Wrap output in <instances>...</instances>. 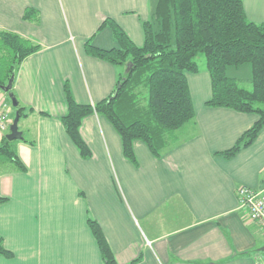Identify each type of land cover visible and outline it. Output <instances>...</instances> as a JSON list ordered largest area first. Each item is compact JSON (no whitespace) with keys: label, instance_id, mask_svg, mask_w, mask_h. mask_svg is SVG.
I'll return each instance as SVG.
<instances>
[{"label":"crops","instance_id":"crops-1","mask_svg":"<svg viewBox=\"0 0 264 264\" xmlns=\"http://www.w3.org/2000/svg\"><path fill=\"white\" fill-rule=\"evenodd\" d=\"M156 2L0 0V30L40 46L12 84L18 105L32 111L18 121L25 141L15 143L25 171L0 169V198L6 199L0 238L12 254L0 256V264H104L88 216L117 264L263 263L264 235L239 208L236 190L264 189V129L236 156L220 155L257 116L205 106L211 96L205 69L187 74L195 119L160 158L136 141L133 165L108 120L90 114L79 131L92 156L82 159L62 126L65 84L77 104L95 105L112 95L122 71L87 54L85 43L116 47L108 26L100 29L111 19L142 45V24ZM243 6L248 20L264 22V0H243ZM27 8L38 11L37 22L22 19Z\"/></svg>","mask_w":264,"mask_h":264},{"label":"trees","instance_id":"trees-1","mask_svg":"<svg viewBox=\"0 0 264 264\" xmlns=\"http://www.w3.org/2000/svg\"><path fill=\"white\" fill-rule=\"evenodd\" d=\"M22 19L37 22L39 13L27 8ZM105 26L117 46L101 49L89 40L84 48L95 58L125 68L118 74L112 95L95 105H80L68 85L64 86L67 110L61 123L82 159L92 156L79 131L82 119L90 114L108 120L120 139L123 156L133 165H137L136 141L156 158L174 146L178 131L195 119L187 74L199 72L195 60L198 54L204 56L210 78L211 96L205 106L257 116L254 124L220 155L230 159L254 143L264 129V22L248 20L243 0H157L150 19L142 24L144 39L140 46L114 21L105 20L100 29ZM39 49V45L15 33L0 30V91L10 78L14 80L22 61ZM245 64L250 65L249 89L240 86L235 76L227 75L229 69ZM12 110L14 117L19 113V119L32 111L20 105ZM6 133L0 141V169L25 171L15 141L7 140ZM5 201L0 198V204ZM86 222L103 263L117 264L99 224L89 216ZM0 256L12 257L1 238Z\"/></svg>","mask_w":264,"mask_h":264},{"label":"built area","instance_id":"built-area-1","mask_svg":"<svg viewBox=\"0 0 264 264\" xmlns=\"http://www.w3.org/2000/svg\"><path fill=\"white\" fill-rule=\"evenodd\" d=\"M5 95H0V131H8L12 120L9 118V109L4 104ZM7 108V109H6ZM8 110V111H7ZM239 208L245 213L247 219L256 223L264 235V189L254 190L248 186H239L236 191ZM264 264V261L263 263Z\"/></svg>","mask_w":264,"mask_h":264},{"label":"rangeland","instance_id":"rangeland-1","mask_svg":"<svg viewBox=\"0 0 264 264\" xmlns=\"http://www.w3.org/2000/svg\"><path fill=\"white\" fill-rule=\"evenodd\" d=\"M111 20V19H110ZM72 40V42H74L75 40L72 38V37H70ZM195 60H196V62H197V64H198V67L200 68V69H205V58H204V56L202 55V54H198L197 56H196V58H195ZM250 67V65H248V64H245V65H243L242 67H240L239 69H229L228 71H227V75L228 76H231V77H236V80H237V82H238V84L240 85V86H242V87H244V88H250V82H249V79H250V76H251V74L250 73H246V70H247V68H249ZM127 69V68H126ZM245 70V71H244ZM122 71H125V68H123L122 69ZM245 73H246V75H245ZM0 93H2V95L4 96V94H3V92L2 91H0ZM7 101V103L9 104V106H11V109H12V105H11V103H10V101H9V99H8V96L6 97L5 96V99H4V104H5V102ZM7 109V108H6ZM10 109V107H9V112H8V114H9V118L11 119V120H13V117H14V114H13V110H11ZM8 111V110H7ZM1 132V131H0ZM6 133V132H5ZM7 133H9V129H8V131H7ZM6 133V134H7ZM15 141V143L18 141V140H14ZM262 252H264V251H262Z\"/></svg>","mask_w":264,"mask_h":264},{"label":"water","instance_id":"water-1","mask_svg":"<svg viewBox=\"0 0 264 264\" xmlns=\"http://www.w3.org/2000/svg\"><path fill=\"white\" fill-rule=\"evenodd\" d=\"M130 67V64H128V69ZM13 84V78H10L8 81L7 85L3 88H1L2 92L5 93L8 98L11 101L12 107L16 108L18 106V101L16 100L15 96L10 92ZM18 121H19V113H15V117L12 120V123L9 127V133L6 134V139L9 141H14V140H21L22 139V133L18 128ZM259 251H264V246H262Z\"/></svg>","mask_w":264,"mask_h":264},{"label":"clouds","instance_id":"clouds-1","mask_svg":"<svg viewBox=\"0 0 264 264\" xmlns=\"http://www.w3.org/2000/svg\"><path fill=\"white\" fill-rule=\"evenodd\" d=\"M2 93H0V95H1ZM5 96H7L5 93H3ZM7 102V101H6ZM6 105H7V103H6ZM9 109V108H8ZM4 134V133H3ZM8 134V133H7Z\"/></svg>","mask_w":264,"mask_h":264}]
</instances>
